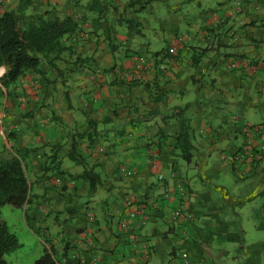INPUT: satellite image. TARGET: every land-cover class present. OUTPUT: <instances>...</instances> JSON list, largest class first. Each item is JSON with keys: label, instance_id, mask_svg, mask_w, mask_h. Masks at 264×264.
<instances>
[{"label": "crops", "instance_id": "1", "mask_svg": "<svg viewBox=\"0 0 264 264\" xmlns=\"http://www.w3.org/2000/svg\"><path fill=\"white\" fill-rule=\"evenodd\" d=\"M54 1L32 0L27 16L71 15L78 30L3 100L12 147L31 149L30 201L21 216L10 209L5 217L19 221L10 229L19 249L26 237L18 234L28 233L39 256L53 248L58 264H181L180 252L213 264L197 251L212 257L216 242L238 244L249 226L264 228V0H177L186 10L172 16L170 34L142 23V35L112 11L97 18L91 0ZM151 30L154 43L135 38ZM137 55L146 58L142 79L120 78ZM182 127L190 163L175 148ZM72 140L100 177L94 193L70 158ZM179 182L187 194L161 199ZM181 202L187 211L175 220L165 207Z\"/></svg>", "mask_w": 264, "mask_h": 264}, {"label": "trees", "instance_id": "2", "mask_svg": "<svg viewBox=\"0 0 264 264\" xmlns=\"http://www.w3.org/2000/svg\"><path fill=\"white\" fill-rule=\"evenodd\" d=\"M150 3L151 0H130L121 11H117L118 5H114V10L118 12V24L124 25L137 35H142V22L127 17L126 11L133 9L138 13ZM31 4L32 0H18L15 8H8L5 6V0H0V8L3 9L0 11V68L4 69L0 83L8 91L7 96L11 95L19 80L28 71H39L43 59L51 54L54 58L59 57L67 49L65 40L76 33L79 27L77 19L71 15L49 18L44 14H34L28 17L26 13ZM88 9L99 18L109 11L108 1L91 0ZM50 62L51 60L47 61ZM175 148L179 149L181 157L187 163L192 161V144L187 127H182L179 135L175 137ZM30 152V148L14 147L4 148L0 152V264H10L5 255L20 247L17 235L10 231L1 210L6 205L21 209L30 201L31 187L26 174ZM70 158L85 167L83 177L88 181L91 193H94L100 183V177L86 165L85 159L78 152L77 142L73 140ZM32 264H58L54 249H45ZM74 264L80 263L77 261Z\"/></svg>", "mask_w": 264, "mask_h": 264}, {"label": "rangeland", "instance_id": "3", "mask_svg": "<svg viewBox=\"0 0 264 264\" xmlns=\"http://www.w3.org/2000/svg\"><path fill=\"white\" fill-rule=\"evenodd\" d=\"M120 1H122V3L120 4L117 3L116 0L108 1L109 11H112V14L116 16L118 12L114 10V5H118L119 9L117 11H121L123 9L122 7H124L130 0H120ZM152 1L154 0H151V2ZM203 1H206V0H203ZM137 6L138 5H136L135 7ZM177 6H178L177 0H156V7L154 6V4H152L150 7L146 6V8H144L138 15L142 19L141 22L143 24L149 23V25L152 26L151 28H155L156 30H161V31L165 30L166 33H168V29L173 27L172 24L173 25L175 24L171 20L172 16L177 17V12L178 13L182 11L185 12L186 10L185 3L180 7V10H177ZM135 14H136V11L135 10L133 11V9H129L126 11L127 17L134 18ZM162 18H164V20ZM145 19L148 20L149 22L146 21ZM154 34L155 33L153 32V30L149 32L146 31L145 35L137 36L135 38L146 40V41L151 40L152 43H154L155 41ZM143 51L148 52V48L146 46L143 47ZM6 92L3 88H1V91H0V152L4 148L12 147V143L14 141L12 140V137L10 138V135H9V128H8L9 119L7 118L2 119V111L4 110L3 100L7 98ZM10 209L16 211L19 214V216H21L22 214L21 209L20 210L15 209L11 207L10 205H6L1 210V214L4 219ZM9 214L11 215L9 223L7 222L11 227V228L9 227V229H13L12 225L14 224L16 225V227H18L19 221L15 218L13 214H11L10 212ZM248 224H250V222H248ZM252 228H250V226L249 228H247V233L245 234V237L241 238V242L238 244L230 242V241L216 242L210 248L212 252V257H209L206 254V252L201 253L200 251H197V253L199 254L200 257H202V259L205 260L206 263L213 260L214 261L213 264H264V228L262 227L260 228V230H257V231L252 230ZM39 233L43 236L41 232ZM193 234H194V237H196L197 239H200L199 232H193ZM18 235L19 236L23 235L26 237V241L24 242V247L5 255V258L7 262L10 264H32L38 258L35 255L39 256L40 254L38 250H42V248L39 245V243L35 241V239H33L31 235H29L28 233H25V234L19 233ZM258 241L260 243H258L257 245L254 244L252 246L253 243L258 242ZM200 243L203 244L204 242L201 241ZM224 250H227L229 252L228 256L224 255Z\"/></svg>", "mask_w": 264, "mask_h": 264}, {"label": "built area", "instance_id": "4", "mask_svg": "<svg viewBox=\"0 0 264 264\" xmlns=\"http://www.w3.org/2000/svg\"><path fill=\"white\" fill-rule=\"evenodd\" d=\"M134 61H135V64H134V68L132 72H129L126 74H124L123 72H119L120 78H128L130 80H141L142 79V74L145 72L144 69H145L146 58L143 55H137L135 56ZM229 65L231 68L236 67L235 63H231ZM261 150H264V144ZM122 171L128 175L135 174V171L127 170L125 168H123ZM159 178L163 179V176L159 175ZM174 191L179 196L183 194L185 195L188 193V186H186V184L183 182H179L174 185L168 184L167 186L164 187V191L161 195V199H163L166 203H168ZM135 204L136 202L132 200L129 201V205L136 206ZM168 205L165 208L168 210L172 218L175 220L182 218L183 214L187 211V206L183 202L178 204L176 207H171L170 205L169 206ZM135 216H136V210L134 209L133 211H130L128 213L127 217L123 218L120 221L121 226L123 228L127 227L129 219L135 218ZM146 257H148V254ZM175 258L176 260H180L181 264H199V262L194 260L187 252H180L179 254H177Z\"/></svg>", "mask_w": 264, "mask_h": 264}]
</instances>
